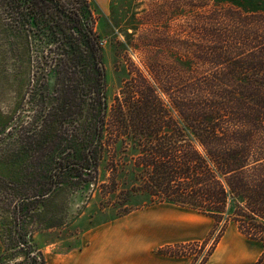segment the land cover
Listing matches in <instances>:
<instances>
[{"label":"trees","instance_id":"1","mask_svg":"<svg viewBox=\"0 0 264 264\" xmlns=\"http://www.w3.org/2000/svg\"><path fill=\"white\" fill-rule=\"evenodd\" d=\"M0 8L24 37L53 55H41V71L29 91L34 122L25 129L32 148L43 146L46 153L32 169L16 170L15 162L3 168L12 195H23L13 202L22 218L9 217L0 264H46L27 231L35 222L33 211L44 208L43 200L68 177L90 185L101 155L113 192L121 188L125 205L143 197L142 208L170 204L209 217L214 230L221 226L214 245L230 225L264 245V13L232 7L242 27L219 31L211 38L214 46L194 57L210 69L196 71L186 61L184 71L171 73L166 84L140 76L142 86L123 93L117 124H110L94 1L0 0ZM39 76L52 86L41 90ZM6 125H0L3 133ZM191 245L160 252L191 256L183 252Z\"/></svg>","mask_w":264,"mask_h":264},{"label":"rangeland","instance_id":"2","mask_svg":"<svg viewBox=\"0 0 264 264\" xmlns=\"http://www.w3.org/2000/svg\"><path fill=\"white\" fill-rule=\"evenodd\" d=\"M93 1L95 29L102 40L107 74L110 124H117L119 102H124L123 93L142 86L140 76L151 84H166L171 73L184 71L186 61L196 71L210 69L194 57L203 47L214 46L210 41L212 37H219V31H232L241 23L240 12L235 8L264 13V0ZM252 22L254 20L248 23ZM11 23L0 8V125H6L5 119L9 122L4 126V133L0 128V253H5L9 217L22 218V213L20 217L17 214L14 201L23 195L22 190L12 195L3 168H9V164L15 162L16 170L32 169L39 163L37 158L46 153L43 146L32 148L27 133L30 129H25L32 127L34 122L35 102L33 94H29L31 82L41 71V55H48L51 49L40 45L33 37H24ZM252 25H248L249 29H253ZM49 56L53 55L49 53ZM42 73L46 75L44 70ZM39 77L41 90L43 85L52 86V82L46 83L45 76ZM32 154L34 158L30 161H21ZM100 157L96 179L90 185L68 177L69 181L43 200L44 208L33 211L35 222L28 225L27 231L46 264H52L58 255L79 245L90 231L102 224L124 217L129 214L127 212L145 209L142 208L145 198L134 197L125 205L126 201L118 197L121 188L113 192L112 173L107 171L103 156ZM219 227L206 241L192 244L187 255L195 260L206 253V258L216 246ZM1 262L5 264V260Z\"/></svg>","mask_w":264,"mask_h":264},{"label":"crops","instance_id":"3","mask_svg":"<svg viewBox=\"0 0 264 264\" xmlns=\"http://www.w3.org/2000/svg\"><path fill=\"white\" fill-rule=\"evenodd\" d=\"M214 226V220L197 212L159 204L102 224L52 264H193L191 256L160 251L204 242ZM205 264H264V245L230 225Z\"/></svg>","mask_w":264,"mask_h":264},{"label":"built area","instance_id":"4","mask_svg":"<svg viewBox=\"0 0 264 264\" xmlns=\"http://www.w3.org/2000/svg\"><path fill=\"white\" fill-rule=\"evenodd\" d=\"M200 248H201V246L199 247V249ZM183 252L187 253L188 252V249L187 250H184ZM205 256H206V253L203 254L202 256H200L199 258L197 257V260L193 264H202V261L205 258Z\"/></svg>","mask_w":264,"mask_h":264}]
</instances>
